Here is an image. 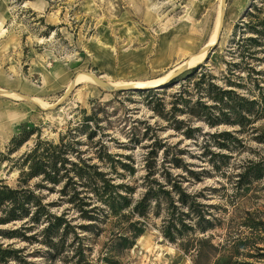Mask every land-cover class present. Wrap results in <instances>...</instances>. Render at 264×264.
<instances>
[{"label": "rangeland", "instance_id": "rangeland-1", "mask_svg": "<svg viewBox=\"0 0 264 264\" xmlns=\"http://www.w3.org/2000/svg\"><path fill=\"white\" fill-rule=\"evenodd\" d=\"M221 10L222 0H0V182L17 187L19 171L12 163L34 146L37 136L54 144L64 136L68 144L67 135L80 128L75 135L78 153L68 156L69 161L76 163L77 157L105 173L111 184L131 188V203L153 187L149 182L164 184L167 178L178 180L201 202L221 205L226 211H212L216 217L239 215L240 210L223 206L229 200L264 202V177L248 189L237 182L249 165L264 169V37L251 29L264 20V0H225L216 43ZM87 73L109 88L89 82ZM200 80L258 101L252 112L256 115L242 125L210 126L201 106L214 103L204 86H196ZM133 84L159 90H112ZM24 130L33 136L6 157L10 140ZM37 183L33 179L28 186L34 189ZM61 187L35 194L53 205L52 214L68 212L83 239V260L72 259L71 233L57 251L0 236L3 248L20 251L8 264H104L108 223H97L93 233L82 232L78 226L89 223L60 197ZM153 205L142 239L114 260L192 264L162 238L163 210L155 217ZM25 221L0 230L13 231Z\"/></svg>", "mask_w": 264, "mask_h": 264}, {"label": "trees", "instance_id": "trees-1", "mask_svg": "<svg viewBox=\"0 0 264 264\" xmlns=\"http://www.w3.org/2000/svg\"><path fill=\"white\" fill-rule=\"evenodd\" d=\"M258 27L264 28V20L251 28L253 35L264 37V30H258ZM248 41L256 43L254 38ZM196 86H204L206 97H211L214 103V106L201 104L202 109L208 112L204 120L210 126L223 122L242 125L244 121H250L248 117L256 115V112H252L258 101H247L232 91L202 80ZM215 111L219 113L217 117ZM86 121H91V118ZM79 129L72 130L75 134L67 135L71 136L68 144L64 136L59 138L57 144L37 136L34 146L15 164L12 163L18 168L19 177L16 188H9L0 182V226L26 221L13 231L0 230L1 237L33 241L57 251L71 233L74 236L72 259L77 258L81 262L85 249L83 239L75 233L77 226L71 224L68 212L59 216L52 214L50 208L53 205L44 204L43 198L35 194V191H52L62 185L60 197L67 198V204L71 206V211L78 213V219L89 223L78 226L82 232L93 233L97 223H108L109 239L102 257L104 264H118L115 257L135 246L147 228L152 204L153 216L158 217L163 210L159 228L162 238L188 256L192 264H264V202L241 204L237 200H229L223 206L240 210L239 215L216 217L212 211H226L221 205L203 203L198 195L188 194L178 180L167 178L164 184L149 182L153 187L148 186L140 199L131 203L127 197L131 188L111 184L105 173L76 156V163L69 161L68 156L78 153L75 150V135L80 132ZM31 136L32 131L24 130L13 137L8 144L6 157L14 154ZM92 136L88 134V137ZM1 156L4 157L3 154ZM1 161L6 162L8 158ZM166 176L170 177L168 174ZM262 177L264 169L261 166L249 165L238 175L237 182L248 189L251 182ZM33 179H38L39 183L31 189L28 183ZM39 226L41 229L38 232L30 237L25 236ZM214 231L219 232L215 234ZM19 253L11 246L3 248L0 244V264L18 259Z\"/></svg>", "mask_w": 264, "mask_h": 264}, {"label": "water", "instance_id": "water-1", "mask_svg": "<svg viewBox=\"0 0 264 264\" xmlns=\"http://www.w3.org/2000/svg\"><path fill=\"white\" fill-rule=\"evenodd\" d=\"M224 6H225V0H222V10H221V13H220V22H219L218 29H217V40H216V43L218 42V39H219L220 34H221L222 27H223V21H224ZM181 70L182 69L178 70L172 77H174L177 74H179L181 72ZM85 76H87L88 78H90L98 86H100L102 88H109V85L108 84L100 81L99 78L95 77L94 75H92L90 73H87V74H85ZM150 89L159 90V87L158 86H154V87H151V86H143L141 88H133V87L127 86V87H116V88H113L112 90L113 91L123 92V91L150 90ZM70 90H71V88H69L67 94H65V96L59 101V103H61L64 99H66V97L69 94Z\"/></svg>", "mask_w": 264, "mask_h": 264}, {"label": "bare ground", "instance_id": "bare-ground-1", "mask_svg": "<svg viewBox=\"0 0 264 264\" xmlns=\"http://www.w3.org/2000/svg\"><path fill=\"white\" fill-rule=\"evenodd\" d=\"M220 22V21H219ZM218 25H219V23H218ZM218 28V27H217ZM215 41V34L212 36V39H211V41H210V43L209 44H213V42ZM202 56H203V54H202ZM200 57H196V58H191V59H189V62H188V64L187 65H193L196 61H197V59H199ZM202 58V57H201ZM189 67V66H188ZM56 69V68H55ZM56 72V71H55ZM87 78V77H86ZM79 79H83L81 76L77 79L78 81H79ZM87 80L90 82L91 81V79L90 78H87ZM93 82V81H92ZM143 85L144 84H133V85H131L133 88H141V87H143ZM153 85V84H152ZM147 86V85H146ZM140 239H142V237L140 238ZM171 250V249H170ZM172 251V250H171Z\"/></svg>", "mask_w": 264, "mask_h": 264}]
</instances>
